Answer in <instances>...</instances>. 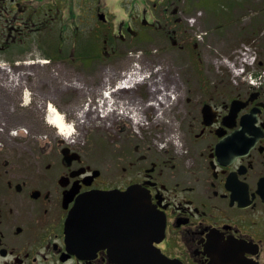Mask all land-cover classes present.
<instances>
[{
  "label": "flooded vegetation",
  "instance_id": "1",
  "mask_svg": "<svg viewBox=\"0 0 264 264\" xmlns=\"http://www.w3.org/2000/svg\"><path fill=\"white\" fill-rule=\"evenodd\" d=\"M151 1L129 17L116 0H0V264H264V84L185 73L162 94L164 133L114 122L108 142L86 141L126 50L161 34L200 63L186 6ZM133 186L141 208L91 198Z\"/></svg>",
  "mask_w": 264,
  "mask_h": 264
},
{
  "label": "rangeland",
  "instance_id": "2",
  "mask_svg": "<svg viewBox=\"0 0 264 264\" xmlns=\"http://www.w3.org/2000/svg\"><path fill=\"white\" fill-rule=\"evenodd\" d=\"M116 1L117 13L120 14L121 8H123L129 17L138 14L141 16L144 8L151 11L154 3L151 0ZM224 1L227 3L226 14H217L213 10H207L203 7V0L202 2L181 0L177 3L178 6H186L177 15V19H182L183 27L188 30L190 37L192 36L196 41L200 40L197 41L200 44L198 50L201 57L198 60L200 63H184L181 58L185 57L187 53H181L179 49L173 47L170 40L165 39L161 34H152L153 37L149 43L126 50V52L132 51H129L130 53L128 52L127 56L119 61L120 64L117 68H125L126 74L133 71L137 63L142 69L140 75L145 76L144 73L150 77L152 75L150 80L148 77L147 82L143 79L141 85L134 87L126 95V106L124 104L121 109L125 110L128 107L126 109L129 111L130 106H134L141 111L140 106H143L146 109L144 114L152 118V125L149 128H142L131 121L133 119L129 114L124 116L122 113L119 116H114V113H110L106 119H101L90 125L88 133L85 134H88L86 141H88V137H92L93 143L96 141L108 142L109 137L116 135L113 129L114 122L131 125L132 133L138 136H158V134L164 133L166 125L164 126L163 121L162 126L158 128V110L146 108V104L151 100L160 101L158 94H163L166 88L173 89L174 81L181 85L179 77L182 74L189 73L196 77L197 73H202V77L206 78L208 82L224 80L230 87L245 84L248 86L249 83L243 76H238L235 72L241 67V61L247 52L255 54L258 62L261 60V63L255 66V72H264V0H246L244 7L238 6L236 0ZM208 2L214 10H220V0H208ZM155 13L163 22L160 11L157 10ZM192 18H196L194 24L190 22ZM121 19L122 16L119 15L116 22L117 29ZM199 36L202 39H199ZM84 141V139L80 140L82 143Z\"/></svg>",
  "mask_w": 264,
  "mask_h": 264
},
{
  "label": "water",
  "instance_id": "3",
  "mask_svg": "<svg viewBox=\"0 0 264 264\" xmlns=\"http://www.w3.org/2000/svg\"><path fill=\"white\" fill-rule=\"evenodd\" d=\"M104 197H106L109 201L116 200L119 203H127L130 204L131 201H133L132 208H141V202L140 205L136 201L140 200H149V197H147L146 193L139 187L134 186L130 188L127 192L120 193V192H109V193H103V192H96L94 194V197H91L92 199L95 198L96 200H101ZM130 206V205H129ZM144 207V206H143ZM151 207V206H149ZM80 217V205L76 206L70 216L69 224H74L73 227L76 228L78 221Z\"/></svg>",
  "mask_w": 264,
  "mask_h": 264
},
{
  "label": "bare ground",
  "instance_id": "4",
  "mask_svg": "<svg viewBox=\"0 0 264 264\" xmlns=\"http://www.w3.org/2000/svg\"><path fill=\"white\" fill-rule=\"evenodd\" d=\"M143 76L140 74H131L130 77L128 78V76L126 77L128 80L126 82V87H132L134 84H140L143 81ZM123 85V84H122ZM52 123L54 125H56V127H58L63 133V135L67 134L70 135L71 133H73L74 131V127L70 126L68 124H66V122L64 121V118L61 114L57 113L56 111H54L53 113V120Z\"/></svg>",
  "mask_w": 264,
  "mask_h": 264
},
{
  "label": "trees",
  "instance_id": "5",
  "mask_svg": "<svg viewBox=\"0 0 264 264\" xmlns=\"http://www.w3.org/2000/svg\"><path fill=\"white\" fill-rule=\"evenodd\" d=\"M236 1H238L236 3V4H238V6H241V7H244L245 6L246 0H241V1H243L242 3L239 0H236ZM226 4L227 3L225 1H223L222 3H220V5H221L220 10L219 11L218 10H215V11L221 12V14H226V12H225L226 11L225 10L226 9L225 7H227ZM203 7L206 8L207 10H214V8L211 7V5L208 2V0H203Z\"/></svg>",
  "mask_w": 264,
  "mask_h": 264
}]
</instances>
